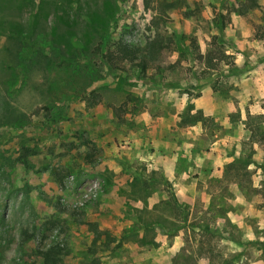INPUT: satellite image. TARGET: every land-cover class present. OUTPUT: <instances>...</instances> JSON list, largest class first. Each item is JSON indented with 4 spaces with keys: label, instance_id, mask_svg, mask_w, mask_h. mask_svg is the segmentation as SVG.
Wrapping results in <instances>:
<instances>
[{
    "label": "rangeland",
    "instance_id": "1",
    "mask_svg": "<svg viewBox=\"0 0 264 264\" xmlns=\"http://www.w3.org/2000/svg\"><path fill=\"white\" fill-rule=\"evenodd\" d=\"M53 245L264 264V0H0V264Z\"/></svg>",
    "mask_w": 264,
    "mask_h": 264
},
{
    "label": "trees",
    "instance_id": "2",
    "mask_svg": "<svg viewBox=\"0 0 264 264\" xmlns=\"http://www.w3.org/2000/svg\"><path fill=\"white\" fill-rule=\"evenodd\" d=\"M111 37V32L100 33L99 46L105 49V53L102 58L104 63L111 69H117V65L129 64L134 70L139 73L145 74L149 60L144 55L140 54V51L130 43L124 41L123 39H118L110 44L109 40ZM181 41V40H180ZM37 42L34 43L36 45ZM194 44V43H193ZM208 55H199L198 58H208ZM209 60V59H207ZM42 264H64V253L63 249L59 245L50 246L46 251H41L40 254Z\"/></svg>",
    "mask_w": 264,
    "mask_h": 264
}]
</instances>
